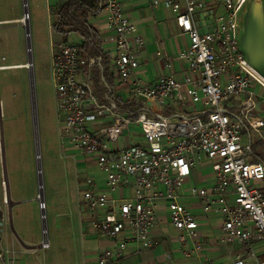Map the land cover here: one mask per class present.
Listing matches in <instances>:
<instances>
[{
    "label": "built area",
    "instance_id": "1",
    "mask_svg": "<svg viewBox=\"0 0 264 264\" xmlns=\"http://www.w3.org/2000/svg\"><path fill=\"white\" fill-rule=\"evenodd\" d=\"M210 1L212 10L206 0L163 1L188 45L177 56L184 64L178 78L161 76L152 85L134 78L145 41L132 36L135 27L118 0H101L98 7L114 34L109 71L84 35L74 36L78 44L50 40L59 156L75 152L102 177L77 175L84 186L78 208L97 237L112 244L96 264L120 260L128 245L136 253L155 248L166 241L165 223L176 233L184 264H264V161L251 160L253 136L264 150V80L238 46L246 0ZM24 21L25 11L23 27ZM157 56L171 68L166 54ZM8 67L0 65V72ZM2 122L0 101V261L12 264L17 252L5 242L10 218ZM130 128L138 134L130 136ZM36 200L43 214L46 205ZM210 221L218 229L214 244L233 248L228 262L207 256L215 247L200 228Z\"/></svg>",
    "mask_w": 264,
    "mask_h": 264
},
{
    "label": "rangeland",
    "instance_id": "2",
    "mask_svg": "<svg viewBox=\"0 0 264 264\" xmlns=\"http://www.w3.org/2000/svg\"><path fill=\"white\" fill-rule=\"evenodd\" d=\"M60 1L0 0V20L19 18L24 11L28 14L25 27L15 23L0 25V65L18 66L31 62L30 69L18 68L0 72L2 150L5 158L3 170L11 198L20 197L19 199L25 200L31 195L30 193H33L34 198L42 193L46 209L43 214L37 211V221L40 231L44 224L49 239L53 234L51 227L53 215L76 209L74 173L82 179L86 175L102 178L95 166L86 165L85 159L79 154L69 153L66 159L59 156L56 107L49 77L50 40L56 41L58 36L50 32V16L47 10ZM206 5L209 10L213 9L210 0H206ZM217 14L218 12L214 13ZM25 29L29 32L28 44ZM61 41L75 44L79 42L74 35L61 37ZM1 58L5 61L1 62ZM193 109H199V105L194 106ZM129 133L130 136L138 134L134 128H130ZM242 139L244 141V134ZM119 142L121 143V140ZM141 142L142 139L139 137L138 143ZM36 154L39 156V175H37ZM75 162L80 164L75 165ZM74 167H77L76 170ZM39 180L41 188H39ZM191 185L201 188L207 183ZM20 211L24 212L22 213L24 217L26 214L30 217L32 207L27 202L12 206L10 212L14 216L15 229H18L17 220ZM42 215L44 220L41 219ZM25 226L28 231L32 229L30 222L27 224L26 221ZM41 237H43L42 233Z\"/></svg>",
    "mask_w": 264,
    "mask_h": 264
},
{
    "label": "crops",
    "instance_id": "3",
    "mask_svg": "<svg viewBox=\"0 0 264 264\" xmlns=\"http://www.w3.org/2000/svg\"><path fill=\"white\" fill-rule=\"evenodd\" d=\"M63 1L48 7L47 12L50 16V22L53 24L56 21L57 9ZM118 1L128 21L135 27V33L132 36H141L145 41L144 49L137 55L139 67L134 78L139 79L145 85H152L161 76L172 75L178 78L179 73L184 69V64L177 59V56L187 47L188 39L179 34L171 13L162 5L164 0ZM22 16L8 20L2 19L0 25L6 23L20 24ZM87 22L98 35L99 54L95 55L103 57L104 65L109 71L111 60L115 55L114 34L105 27L104 19L100 14L88 16ZM54 34L58 36V41L61 40L59 37L61 35ZM69 35L80 36L78 33ZM160 51L171 59L170 69H167L164 61L157 56ZM18 68L20 67H13V69ZM261 146L257 136H253V150L256 157H252L251 160L264 161V150ZM76 168L74 167L75 170ZM74 174L76 209L60 215H53V225L51 226L53 234L50 239L49 236L47 237L44 224L40 231L37 221L38 202L34 198L35 196H32L33 193H30L31 195H28L25 200L19 199L20 197L13 199L8 184L10 226L5 230V242L8 247L12 245L17 252L12 264H96V258L102 250L112 249V244L108 240L97 237L96 232L90 227L88 216L78 208L79 192L84 186L78 182L77 174ZM208 179L212 181V176L208 175ZM23 202L29 203L32 212L30 217L29 214L24 217L22 211L18 212V229H15L14 216L10 211L12 206L20 205ZM26 221L27 224L30 222L32 225L30 231L25 226ZM161 229L167 235L166 241L153 249L141 250L137 253L134 246L128 245L124 256L113 264H184L181 253L174 242L176 233L167 223L162 225ZM200 232L202 236L210 239V247H215L208 252L207 256L216 263L228 262L233 248L214 244L218 229L212 227V222L201 226ZM41 233L43 237H41ZM43 241L48 244V249L39 248ZM0 264H2L1 261Z\"/></svg>",
    "mask_w": 264,
    "mask_h": 264
},
{
    "label": "water",
    "instance_id": "4",
    "mask_svg": "<svg viewBox=\"0 0 264 264\" xmlns=\"http://www.w3.org/2000/svg\"><path fill=\"white\" fill-rule=\"evenodd\" d=\"M238 30V46L245 56L246 64L264 80V0L244 2ZM25 37L28 44L27 29H25ZM27 50L29 52V48ZM27 65L31 67V62L29 61ZM38 159L39 156L36 154L37 175L40 174ZM38 182L41 188L40 180ZM39 198L43 200L41 192L36 197Z\"/></svg>",
    "mask_w": 264,
    "mask_h": 264
},
{
    "label": "trees",
    "instance_id": "5",
    "mask_svg": "<svg viewBox=\"0 0 264 264\" xmlns=\"http://www.w3.org/2000/svg\"><path fill=\"white\" fill-rule=\"evenodd\" d=\"M101 0H64L57 9L56 21L53 31L61 37L71 33H79L85 36L86 45L90 47L93 56L99 54V41L97 32L88 22V16L98 14ZM105 59V56H104Z\"/></svg>",
    "mask_w": 264,
    "mask_h": 264
},
{
    "label": "bare ground",
    "instance_id": "6",
    "mask_svg": "<svg viewBox=\"0 0 264 264\" xmlns=\"http://www.w3.org/2000/svg\"><path fill=\"white\" fill-rule=\"evenodd\" d=\"M24 25L25 26H27V21H24ZM13 67H20V69H25V68H29L30 69V65H27V64H24V65H22V66H11V67H8V68H6V69H8V70H12L13 69ZM16 70V69H15Z\"/></svg>",
    "mask_w": 264,
    "mask_h": 264
}]
</instances>
